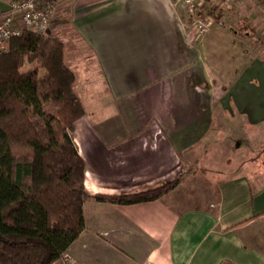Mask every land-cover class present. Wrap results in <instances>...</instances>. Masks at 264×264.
<instances>
[{
    "label": "crops",
    "instance_id": "0c3cea01",
    "mask_svg": "<svg viewBox=\"0 0 264 264\" xmlns=\"http://www.w3.org/2000/svg\"><path fill=\"white\" fill-rule=\"evenodd\" d=\"M222 19L198 36L173 0H56L44 35L75 75L86 193L139 194L190 171L160 200L88 199L75 264H264V22L239 33Z\"/></svg>",
    "mask_w": 264,
    "mask_h": 264
},
{
    "label": "trees",
    "instance_id": "16d2710c",
    "mask_svg": "<svg viewBox=\"0 0 264 264\" xmlns=\"http://www.w3.org/2000/svg\"><path fill=\"white\" fill-rule=\"evenodd\" d=\"M25 64L33 67L24 70ZM74 83L62 44L44 34L24 31L0 55V264L60 263L84 231L88 199L148 203L180 184L177 179L139 194L90 197L72 140L84 115Z\"/></svg>",
    "mask_w": 264,
    "mask_h": 264
},
{
    "label": "built area",
    "instance_id": "2783aa9c",
    "mask_svg": "<svg viewBox=\"0 0 264 264\" xmlns=\"http://www.w3.org/2000/svg\"><path fill=\"white\" fill-rule=\"evenodd\" d=\"M219 8L228 7L230 0H212ZM174 5L183 8L193 17V29L198 36H203L213 25L222 26L208 17L198 14L200 0H173ZM56 0H15L9 11L0 13V55L7 53L11 40L24 31L44 34L52 23ZM61 264H75L64 255ZM151 264V263H144Z\"/></svg>",
    "mask_w": 264,
    "mask_h": 264
},
{
    "label": "rangeland",
    "instance_id": "374dc122",
    "mask_svg": "<svg viewBox=\"0 0 264 264\" xmlns=\"http://www.w3.org/2000/svg\"><path fill=\"white\" fill-rule=\"evenodd\" d=\"M201 1H202L201 3H203V5L199 8L200 9L199 15L201 17L202 16L208 17L215 22L217 20L223 21L222 17L223 15H226V19H228V21L234 24L236 31L239 33L244 31V27L246 28L245 25L248 20L255 19V21H257V18H258V21H257L259 23L258 25L263 24L264 22V0H242V2H240L241 4H238L237 6L238 8H236L235 14L224 13V11L226 12L227 9L230 8L231 4H233L232 3L233 0H230L231 2L229 3L228 7H225V8H219L212 0H201ZM233 2H235V0ZM251 27H252V24H251ZM253 27H257L256 22H255V25H253ZM248 33L250 37L252 38L253 36L250 34V31ZM63 53H64V47H63ZM32 67L33 65L31 64H25L24 70L30 69ZM40 73H42V71H40ZM189 172L190 171H187L186 173H183L181 176H179L178 179L180 180V184L185 179V177L189 175Z\"/></svg>",
    "mask_w": 264,
    "mask_h": 264
}]
</instances>
